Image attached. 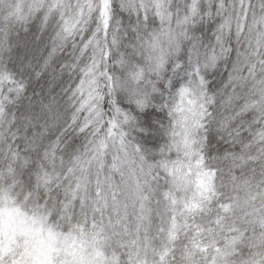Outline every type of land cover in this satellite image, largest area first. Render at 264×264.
<instances>
[{"label": "snow or ice", "instance_id": "snow-or-ice-1", "mask_svg": "<svg viewBox=\"0 0 264 264\" xmlns=\"http://www.w3.org/2000/svg\"><path fill=\"white\" fill-rule=\"evenodd\" d=\"M0 264H264V0H0Z\"/></svg>", "mask_w": 264, "mask_h": 264}, {"label": "trees", "instance_id": "trees-1", "mask_svg": "<svg viewBox=\"0 0 264 264\" xmlns=\"http://www.w3.org/2000/svg\"><path fill=\"white\" fill-rule=\"evenodd\" d=\"M143 231L140 232V237L137 238L135 220L129 217L127 226H122L116 235L108 233L101 237V245L97 249V254L102 260L109 259L113 256L114 252H119L120 258H124V253L137 250V245L140 244L143 238ZM139 251L142 253L143 248L140 247Z\"/></svg>", "mask_w": 264, "mask_h": 264}]
</instances>
